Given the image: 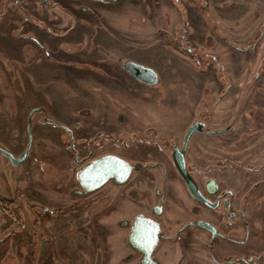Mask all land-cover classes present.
Wrapping results in <instances>:
<instances>
[{
  "label": "rangeland",
  "instance_id": "rangeland-1",
  "mask_svg": "<svg viewBox=\"0 0 264 264\" xmlns=\"http://www.w3.org/2000/svg\"><path fill=\"white\" fill-rule=\"evenodd\" d=\"M212 1L0 0V148L20 156L30 142V111L40 110L31 116L26 158L13 164L0 154V203L8 214L0 212V264H131L119 226L131 213L130 183L117 200L110 183L74 195L82 167L74 158L112 152L127 160L150 149L127 146L124 131L181 132L194 121L216 130L243 107L259 112L264 9L257 0H215L211 14ZM127 61L153 69L159 83H138L124 70ZM190 87L200 108L188 123ZM256 136L237 130L210 138L216 178L224 176L225 158L264 155V137ZM200 246L185 264H213Z\"/></svg>",
  "mask_w": 264,
  "mask_h": 264
},
{
  "label": "flooded vegetation",
  "instance_id": "flooded-vegetation-1",
  "mask_svg": "<svg viewBox=\"0 0 264 264\" xmlns=\"http://www.w3.org/2000/svg\"><path fill=\"white\" fill-rule=\"evenodd\" d=\"M127 73L140 84L155 86L159 83L158 77L154 83H149ZM196 108L199 110V105ZM196 122L201 126L189 136L184 147L183 161L188 177L194 181L200 195L210 202L208 204L190 192L175 161V153L180 154L183 150L189 127L181 132H165L155 128L124 131L128 136L127 146L150 150L127 159L137 169L131 170L124 183L109 180L101 187L112 184L117 192V200L120 187L130 183L125 195L131 213L119 222V226L127 230L124 243L128 251L123 260L131 264H163L169 257L170 262L165 264H183L194 248L201 245L199 248L207 251L213 264H264V233L260 232L256 236L262 245L258 241L248 245L250 227L247 219V199L253 194H256L254 210L264 211V180L254 183L246 192H241V183L236 179L239 190L234 193L229 187V180L236 173V168L248 167L240 160L230 162L228 158H225L227 163L219 171L224 176L216 178V151L211 139L227 134L232 123L214 130L207 129L202 122ZM256 137L262 138L264 135L258 134ZM118 144L123 146L121 142ZM70 148L72 152H77L74 144ZM107 154L115 155L112 152ZM74 160L84 167L94 159L85 162L76 156ZM99 189L85 196L74 195L86 197ZM235 200L237 205H234ZM197 221H205L213 226L216 236L212 237L206 230L194 226ZM227 226L229 228L223 231ZM235 231H240L242 235H231ZM221 248L231 250L233 254L219 258L216 254H219L218 249Z\"/></svg>",
  "mask_w": 264,
  "mask_h": 264
},
{
  "label": "water",
  "instance_id": "water-1",
  "mask_svg": "<svg viewBox=\"0 0 264 264\" xmlns=\"http://www.w3.org/2000/svg\"><path fill=\"white\" fill-rule=\"evenodd\" d=\"M114 1H117V0H114ZM124 69L127 72L134 75L138 80H141L143 82L154 83V81L157 79V75L152 69L145 68L131 61H127L124 64ZM38 110L39 109H32L29 114L27 128H28L30 142H31V136H30L31 116ZM200 126L201 125L199 123L194 122L188 128V131L185 136L184 144H183V150L180 152V154L175 153V161H176L178 170L180 171V173L185 178V181L187 182L190 192L197 199L208 204L210 202L205 200L200 195L194 181L188 177V174H187V171L184 165V161H183V152H184V147L186 145V142L189 136L193 132H196L200 129ZM30 142L27 148L18 157L13 156L11 153L1 148H0V154H3L6 157H8L13 164H19L26 158L27 153L30 149ZM132 169H137V166L129 163L128 161L118 156H115L112 154H105L103 156H100L94 159L93 161L89 162L84 167L80 168V170L77 173V181L80 184V186L83 188V190H75L73 194H81L85 196L101 188L109 180L122 184L127 180ZM194 226L206 230L208 233L212 235V237L216 236L215 228L205 221H197L194 223Z\"/></svg>",
  "mask_w": 264,
  "mask_h": 264
},
{
  "label": "crops",
  "instance_id": "crops-1",
  "mask_svg": "<svg viewBox=\"0 0 264 264\" xmlns=\"http://www.w3.org/2000/svg\"><path fill=\"white\" fill-rule=\"evenodd\" d=\"M259 5L261 6L262 9H264V0H257ZM213 3H210V8H211V14L215 13V11H212V9H215V5L217 4L215 0L212 1ZM229 3L231 4V1H229ZM225 4H227L225 2ZM244 3H242L241 5H243ZM228 5V4H227ZM227 8H229L230 6H227ZM227 11H225L226 13ZM264 16V14H263ZM260 22L264 21V17L261 16V20L258 19ZM258 20H257V24H258ZM255 23V24H256ZM259 25V24H258ZM253 30V28H251V31ZM260 43L264 44V34L262 36V39L260 41ZM259 43V44H260ZM230 51V50H228ZM241 71V70H239ZM264 85V82H263ZM243 86V85H241ZM238 92H240V90L242 89V87L237 86ZM194 88V87H193ZM192 87L189 88L190 91V95L191 96V101L189 103V106L187 107L188 113L185 114V117L183 120H186L188 123L194 118V112L195 109L198 105V101H199V95L197 96L195 93V90H193ZM229 99V98H227ZM246 103L248 104L252 99L247 98L245 99ZM261 102V103H259ZM259 102H257L256 106L261 107V109H264V98H262ZM235 103V102H234ZM245 103V104H246ZM249 105V104H248ZM193 107V108H192ZM247 107V106H246ZM258 107V109H260ZM259 110L258 113H263V114H258V113H253L250 112L251 114H249L247 112V110H245V107H243L237 118L235 119L234 123H232L231 127L228 129L227 133L230 134L234 131H239V134L241 136H247V135H252L253 133H256V135L261 134L264 135V110ZM256 116V117H255ZM254 122V118L256 119L254 124H252V120ZM250 119V120H249ZM250 133V134H249ZM234 161L236 160H240L241 162H243L245 165H247L248 168L246 169H242V168H236V173L233 174V178L231 180H229V187L231 188V190L235 193L237 192V190H239L236 186V179L241 183L240 184V190L241 192H246L254 183L260 181V180H264V155H261L260 153H258V151L250 156H247L244 154H241L239 158H235L233 159ZM254 170H250L253 169ZM235 184V185H234ZM255 197L256 194H253L252 196H250L247 199V204L251 201L255 202ZM237 205V200H235V204ZM247 219L249 222V227H250V236H249V240H248V245L251 246V244H255L258 239H256L257 234H259L260 232L264 233V211L263 212H258L256 210H254V208L249 206L248 210H247ZM258 244L262 245V242L260 243L259 241L257 242ZM257 244V245H258ZM185 264V261L184 263Z\"/></svg>",
  "mask_w": 264,
  "mask_h": 264
},
{
  "label": "trees",
  "instance_id": "trees-1",
  "mask_svg": "<svg viewBox=\"0 0 264 264\" xmlns=\"http://www.w3.org/2000/svg\"><path fill=\"white\" fill-rule=\"evenodd\" d=\"M242 98H244V93L242 94ZM0 212L3 214H6L8 216V214L6 213V209L3 208V206L0 204Z\"/></svg>",
  "mask_w": 264,
  "mask_h": 264
}]
</instances>
